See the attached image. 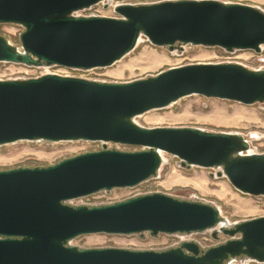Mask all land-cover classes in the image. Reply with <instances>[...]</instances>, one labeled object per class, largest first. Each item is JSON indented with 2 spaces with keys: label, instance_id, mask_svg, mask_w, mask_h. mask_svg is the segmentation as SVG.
<instances>
[{
  "label": "water",
  "instance_id": "obj_1",
  "mask_svg": "<svg viewBox=\"0 0 264 264\" xmlns=\"http://www.w3.org/2000/svg\"><path fill=\"white\" fill-rule=\"evenodd\" d=\"M109 0H0V24L23 28L20 47L0 36V63L89 71L152 46H202L226 53L264 47V11L216 0L120 4L117 18L78 15ZM202 96L245 106L264 103V70L240 64H193L127 83L71 76L0 80V146L18 142H92L100 151L47 167L0 171V264H264V217L230 224L214 206L162 194L71 206L101 191L133 188L157 177L162 154L182 168H220L239 193L264 197V154L239 134L192 128H145L135 118ZM140 147L136 152L106 144ZM229 238L206 250L195 242L161 252L78 249L82 235L192 234Z\"/></svg>",
  "mask_w": 264,
  "mask_h": 264
},
{
  "label": "rangeland",
  "instance_id": "obj_2",
  "mask_svg": "<svg viewBox=\"0 0 264 264\" xmlns=\"http://www.w3.org/2000/svg\"><path fill=\"white\" fill-rule=\"evenodd\" d=\"M176 0H109L91 9L80 11L78 15L91 14L101 17L117 18L113 7L120 4L144 5ZM222 3H238L257 7L264 11V0H216ZM23 28L13 24H0V36L12 45L20 47L19 35ZM170 52L168 48L152 46L141 37L136 48L111 67L89 71L52 67H25L22 65L0 63V80L37 78L44 74L71 76L100 83H127L174 67L193 64H240L250 70H264V47L259 54L252 51L226 53L220 48L202 46H177ZM160 60L157 64L154 61ZM152 64V65H151ZM135 122L145 128H192L212 133L239 134L249 138L250 152L264 154V103L245 106L236 102L224 101L202 96H191L160 110H152L135 118ZM257 134V139H251ZM110 150L136 152L140 147L106 144ZM101 143L92 142H18L0 146V171L16 168H35L52 166L64 159L84 153L100 151ZM164 162L157 177L150 178L133 188L112 189L69 202L71 206L109 205L128 199L162 194L182 201H197L210 204L230 224L264 217V197L243 195L237 192L224 177H216L220 168L203 169L182 168L175 157L162 154ZM229 240L221 233L212 238V230L202 233L159 234L151 237L149 233L134 235L91 234L82 235L69 242L78 249H125L131 251L161 252L179 246L182 242H195L201 249L218 246ZM230 264H259L237 259Z\"/></svg>",
  "mask_w": 264,
  "mask_h": 264
},
{
  "label": "bare ground",
  "instance_id": "obj_3",
  "mask_svg": "<svg viewBox=\"0 0 264 264\" xmlns=\"http://www.w3.org/2000/svg\"><path fill=\"white\" fill-rule=\"evenodd\" d=\"M160 62V60H156V61H154L152 64H157V63H159ZM151 64V65H152ZM250 138L251 139H257L258 138V135L257 134H251L250 135ZM247 139H249V138H247ZM162 156V158L164 159V157H163V155H161Z\"/></svg>",
  "mask_w": 264,
  "mask_h": 264
},
{
  "label": "built area",
  "instance_id": "obj_4",
  "mask_svg": "<svg viewBox=\"0 0 264 264\" xmlns=\"http://www.w3.org/2000/svg\"><path fill=\"white\" fill-rule=\"evenodd\" d=\"M91 15H94V14H91ZM95 16H97V15H95ZM73 201V200H72ZM69 202H71V201H69Z\"/></svg>",
  "mask_w": 264,
  "mask_h": 264
}]
</instances>
